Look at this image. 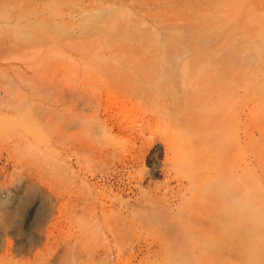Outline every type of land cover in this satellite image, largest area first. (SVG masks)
Masks as SVG:
<instances>
[{"label": "rangeland", "instance_id": "obj_1", "mask_svg": "<svg viewBox=\"0 0 264 264\" xmlns=\"http://www.w3.org/2000/svg\"><path fill=\"white\" fill-rule=\"evenodd\" d=\"M15 2L0 264H264V0Z\"/></svg>", "mask_w": 264, "mask_h": 264}, {"label": "clouds", "instance_id": "obj_2", "mask_svg": "<svg viewBox=\"0 0 264 264\" xmlns=\"http://www.w3.org/2000/svg\"><path fill=\"white\" fill-rule=\"evenodd\" d=\"M238 224H245L250 230L264 227V203L254 200L249 193L233 196L227 207V219L218 227L221 232H230Z\"/></svg>", "mask_w": 264, "mask_h": 264}, {"label": "bare ground", "instance_id": "obj_3", "mask_svg": "<svg viewBox=\"0 0 264 264\" xmlns=\"http://www.w3.org/2000/svg\"><path fill=\"white\" fill-rule=\"evenodd\" d=\"M15 3H16L15 0H8V6H7L8 17L7 18L9 19V21L7 22L8 26L6 30H4L2 26L0 25V45L5 43L12 47L15 43L16 34H15L14 21H13Z\"/></svg>", "mask_w": 264, "mask_h": 264}]
</instances>
